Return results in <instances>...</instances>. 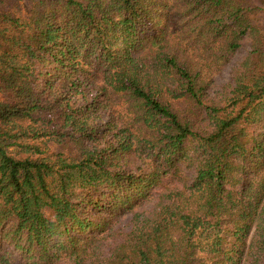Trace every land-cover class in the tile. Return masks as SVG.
Instances as JSON below:
<instances>
[{"label": "trees", "instance_id": "16d2710c", "mask_svg": "<svg viewBox=\"0 0 264 264\" xmlns=\"http://www.w3.org/2000/svg\"><path fill=\"white\" fill-rule=\"evenodd\" d=\"M0 264H264V0H0Z\"/></svg>", "mask_w": 264, "mask_h": 264}, {"label": "rangeland", "instance_id": "374dc122", "mask_svg": "<svg viewBox=\"0 0 264 264\" xmlns=\"http://www.w3.org/2000/svg\"><path fill=\"white\" fill-rule=\"evenodd\" d=\"M248 50H249V44L244 43L243 47L238 51L237 55L232 60L231 64L224 71H222L221 73L217 75L216 82L218 86H222L223 84H226L230 81L234 66H236L243 59V57L247 54ZM104 119H106V117H104ZM26 142L38 144L42 149L44 150L46 149L48 152L49 151L53 152L54 150L58 148V145H59L58 141L54 137L53 138L47 137V139L43 138L40 140H26ZM103 215L106 216V214L104 213ZM122 219L123 220H121L118 227H122L123 231L129 229L130 226L128 224L129 222L128 219H130V217L125 216V218H122ZM3 252L11 253L12 256L18 259L19 262L23 261L22 256L14 248H10L6 245L5 249H3Z\"/></svg>", "mask_w": 264, "mask_h": 264}]
</instances>
